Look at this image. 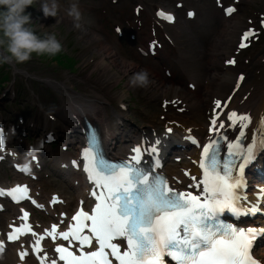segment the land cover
<instances>
[{"label":"snow or ice","instance_id":"1","mask_svg":"<svg viewBox=\"0 0 264 264\" xmlns=\"http://www.w3.org/2000/svg\"><path fill=\"white\" fill-rule=\"evenodd\" d=\"M235 11V8L229 7L226 14L231 15ZM157 15L169 22L174 21L171 14L160 11ZM261 23L264 26V20ZM255 36L253 30L246 31L239 47H248L246 41ZM228 63L234 64L235 61ZM239 79L243 80L244 77ZM222 106L219 100L215 101L217 109ZM228 119L242 127H246L249 120L247 116L235 112L229 113ZM211 123L215 130L217 119L214 118ZM261 143L264 144V140ZM233 147L238 148L239 145ZM3 148L4 135L0 131V151ZM132 151L134 155L129 161L110 163L99 153L95 138L89 141V147L82 153L86 161L84 170L88 173V179L98 189H103L101 193H92L100 202L93 209V214L80 210L72 216L76 224L67 231L57 232V226L53 225L50 231L46 230V235L53 239L79 241L81 247L91 246L94 240L99 247L96 251L76 255L67 247L57 246L55 251L59 254V260L65 264H112L108 259L111 255L119 264H164L163 257L167 255L176 264H260L251 249L253 240L264 233V229H238L219 220L220 214L226 210L237 216L259 211L255 205L242 210L239 205L241 197L237 193V189L243 186L239 173L243 171L244 162L251 159V148L243 154L242 162L235 166L238 175L233 176L232 166L229 163L221 164L217 159L214 140L202 147L199 163L202 179L195 186L206 193L203 199L192 192H175L168 187L166 180L154 173L150 177L148 171L137 167L141 162V148H133ZM155 151V148L151 149L152 153ZM229 155L235 156L236 152L230 151ZM73 164L76 162L73 161ZM20 170L29 171L27 165ZM192 179L196 180V177ZM4 195L12 197L17 203L21 199H30L27 186L21 185L9 190L0 188V196ZM58 202L54 197L52 203ZM27 218L28 213L24 212L21 219L27 221ZM85 228L90 235H82ZM25 232L36 235L31 225L25 224L23 228H15L8 239L18 240ZM117 237L126 238L127 251L121 253L120 248L112 243ZM43 238L37 237L34 252L43 251L40 248ZM27 254L22 252L20 258L23 260ZM38 259L41 264L47 260L39 255ZM50 264H56V260H51Z\"/></svg>","mask_w":264,"mask_h":264},{"label":"rangeland","instance_id":"2","mask_svg":"<svg viewBox=\"0 0 264 264\" xmlns=\"http://www.w3.org/2000/svg\"><path fill=\"white\" fill-rule=\"evenodd\" d=\"M65 1L66 0H64V2ZM79 1L83 3V11L81 12V16H83L82 27L80 29H76L72 26L67 31L65 29H59L58 21L55 17H53V19H55V23L53 22L52 28L50 24L41 26L43 17V12L40 10L41 0H36V3L26 9V12L31 15V23L29 26L31 27L33 24L31 28L38 27L34 30L37 35L43 36L45 33H55L57 39L61 42L62 47L64 46V53L62 52L55 56H51L53 61L48 57L41 56L39 59L32 60V63L21 64L25 68H20L19 65L17 67L26 71L29 75L36 76L37 78H49L57 81L63 80L62 82H65L64 84L66 86H70L73 90L78 92L89 91L91 89L95 90L97 95L100 93L105 101H107L108 104L105 105L107 118L112 124L115 122V117L110 111V107L120 110L119 103L123 102L127 103L128 106L125 110L120 111L126 113L133 122L139 126H144L145 129L149 128L150 125L161 128L162 122L168 117L172 119H174V117L182 118L181 120H183V125L187 126L188 122H186V119L191 116V113L184 111L177 114L176 107L178 106L169 109L167 112H163L160 108L159 100L161 99V96L159 94L163 93L164 97L169 98L175 91L173 89H169L164 92L162 89L160 90L156 87V85L160 82L175 86L170 82L169 78L164 76L162 69H170L173 71L176 66L179 65V62L182 59L179 56L180 49L177 46L175 48L166 45L164 37L159 33L158 38L162 42V48L158 51L157 55L153 58H148L142 57L138 54L137 48L139 46L146 47L147 41L151 36L150 24L152 20V0H148V4H143L144 9L140 12L139 18L144 22V25L141 30H139L137 39L134 42L132 40L125 39V36L117 37L113 31L114 24H122L123 21L127 20V13L131 16V7L124 5L120 11L113 12L110 8L111 4L108 0ZM229 1L230 0H226V2ZM124 2L125 0H119V3ZM259 12H264V0H256V6L251 4L250 0H243L242 7L239 8V12L237 14L229 18H224L222 11L219 8H216L214 3L211 1L207 4L204 13L199 17V19H197V22H202L203 20L209 18L210 15H212L214 21L220 25L225 24L228 20L236 21L237 27L234 29V34L232 35V40L230 41L228 48H226V54L224 56L226 57L228 54L232 53V44L237 36L238 27L243 23H247V17L253 18L255 14ZM58 17L59 15L56 18ZM67 24H69V22H67ZM54 26H57V30ZM97 37L102 39L98 40ZM106 39L112 41L113 57H104L103 63L97 65L96 62H98L97 60L101 61L102 55L100 56L95 53L96 51L93 47L96 46L101 49L104 48L106 46ZM192 41L193 42L191 43L189 51L193 53L196 49H199V43L196 39H192ZM261 41L262 37L255 43L254 48L249 52V65L252 67L249 65H242V58L239 59L236 65V71L241 68L246 70L247 82L259 81L263 79V66H261L259 62L253 63L254 60L257 61L258 55L264 53V40L263 42ZM93 50L95 52H93ZM109 50L111 51L112 48H108V51ZM66 54L76 60L74 62L75 67L73 74L69 73L68 70L67 72L64 70V68L69 67L66 65V61L64 60V56H66ZM121 56H123L124 59H127L125 64L117 63L119 67L117 64H114V62L111 64V59L119 61V57ZM137 59H140L141 62L137 61ZM129 62L132 64H128ZM105 64L108 65L105 66ZM256 68L258 70H255ZM140 69L148 71L151 83L146 88H132L128 85L129 77ZM234 74L235 72H229L227 80L229 83V89L233 81ZM11 75H13V77L18 76V83H13L12 86H9L8 82L4 83V86L0 89V98L9 93V89H12V91L19 96L15 97L13 100L11 98L5 99L2 103H0V111L4 115L9 116L7 120H14L16 115L20 114L35 125L36 132H41V127L47 128L55 126L57 129H62V120L60 118H63L64 112L60 110L61 93L57 89H54L50 84H47L40 79H34L26 76L23 73L14 72L13 69L10 71V76ZM22 77H25V80L21 82ZM167 81L170 83H167ZM175 87L179 88L178 90L176 89V93L179 91H181L180 93L185 92L183 86ZM26 88L29 92L33 93V106L30 103V94L25 91ZM229 89L221 96L224 97ZM124 90L127 91V94H125ZM203 91L204 89L202 87L201 91H197V93L199 96H202L204 100L206 96ZM166 93H168V95ZM119 94L125 95L117 98ZM62 95L64 96V94ZM206 108L207 105L204 104L202 111H205ZM70 110L65 112L68 117L71 116L73 112L77 111L76 107H71ZM48 112L53 114L55 121L47 117L49 114ZM161 113L165 115L164 119H160ZM204 125H202L203 128ZM114 128L115 126L111 127L113 130ZM132 131L134 132V129H132ZM68 149L69 150L64 152L61 149L60 144H58L54 146L52 150L56 154V157L61 159L64 158L66 154H71L73 152L72 147ZM12 176L13 173L8 170L5 164L0 165V180L3 178L9 179ZM72 190H74V188H72Z\"/></svg>","mask_w":264,"mask_h":264},{"label":"bare ground","instance_id":"3","mask_svg":"<svg viewBox=\"0 0 264 264\" xmlns=\"http://www.w3.org/2000/svg\"><path fill=\"white\" fill-rule=\"evenodd\" d=\"M235 27H236V22L230 20L228 23L225 24L224 27H222L219 30L220 38L218 40V44H222V45L219 46L218 48L226 49V47L228 45V41H229L230 37L232 36L233 30ZM100 39H102V38H100ZM108 48H111V44L109 41L106 42V46L102 49L98 48L96 46L94 47V50L96 51V53L102 55L101 61L97 60L98 61V62H96L97 65L103 63L104 57H107V58L113 57L112 50L111 51L109 50L110 51L109 52ZM214 51H215V54L212 56V61L208 62L207 65L209 67L212 66L214 69L216 67L218 68L221 65L223 67L224 66L223 63H220V65H219L217 62L218 58L220 57V54L217 52V48H215ZM121 57H123V56H121ZM262 57H264V55H262ZM113 62H114V64H117V63L125 64L126 63V61H124L123 59H120V58H119V61L116 59H111V64ZM128 64H132V63L129 62ZM106 65H108V64H105V66ZM117 66H118V64H117ZM232 69H233L232 67H228L229 71L230 70L233 71ZM119 72H120V70H119ZM227 77H228L227 75H220L219 77L214 78L210 82L207 81L206 84H203L202 87L206 92V96L210 97L209 103L207 104L209 108L211 107L212 97H215V96L219 97L225 91V89L227 87V80H226ZM62 81L63 80H61V82H59L56 85V88L61 92V108H60V110L64 112V113L62 112L63 118L65 119V122L69 124L68 127L72 128L73 123L74 122L77 123V121H76V119L72 120L70 117H68L66 115L65 112L70 110L71 107H76V109L79 111L78 114L84 113L87 118L93 120L98 125V127L99 126L101 127V129L103 131H105V129H107V127H110V128L114 127L116 125V119H119L121 121V123L124 125V127L127 129V131L124 132L122 137L127 139L129 137L134 136L138 132L137 129H134V132H133L132 129L130 128L131 125L127 124V122H131L130 117L126 113L120 112V111L114 109L113 107H111V108H112L113 113H114L115 122L112 124L110 122V120L107 119V116H106L107 110L105 107V105L107 103H105V101L102 100L100 93H98V95H97L96 91L92 90V89L89 91H83V93H80V92L76 93V92L72 91L71 87L66 86L64 84L65 82L63 83ZM156 87L160 90L162 89V91H164V92H166L169 89H173L175 91L173 94H179V95L181 94L180 93L181 91L176 93V88H174L173 86L165 85L164 82L158 83L156 85ZM164 87H166V88H164ZM223 87H225V88L221 89ZM232 87H233V84H232L231 88ZM199 88H200V84L198 87L196 86L194 88V92H192L191 90H188L186 93H183L180 96L184 99V101H189V108L187 111L189 113H191V116H190V118L188 117L189 119L187 120V122H188V126H193L190 129L193 133L196 134L195 137H202L203 136V134L200 132L202 125H204V124L206 125V122H205L206 116L209 119V116L211 115V112H209L210 114L208 113L205 115L202 111V106L204 105V103H203L202 99L199 98V96H198L197 89H199ZM231 88L229 89V91L231 90ZM247 90H250L249 95L247 96V98L243 102L239 103L241 96L244 93L243 91H247ZM62 94H64V96H66V97H64ZM166 94L168 95V93H166ZM124 95L125 94H119L117 98L123 97ZM234 97L236 99H238V101H235L236 104H238V106L243 108L244 110H251L256 115H258L261 111L264 112V82H256L254 84L242 85L240 90L235 94ZM66 101H68V102H66ZM72 105H75V106H72ZM171 119L172 118H167V120H171ZM141 127H144V126H141ZM243 128L245 129L247 134L250 133L248 125L246 127H243ZM192 145L194 147L195 143H193ZM110 150L112 153L116 154V153L124 151V148L122 146H115L114 148H111ZM173 156L177 157V159H172L173 162L176 163L177 161H180L181 163H184L185 165L188 164V163H186L187 162L186 161L187 153L183 154L181 152L175 151ZM51 192H53V191H50L49 193H51Z\"/></svg>","mask_w":264,"mask_h":264},{"label":"clouds","instance_id":"4","mask_svg":"<svg viewBox=\"0 0 264 264\" xmlns=\"http://www.w3.org/2000/svg\"><path fill=\"white\" fill-rule=\"evenodd\" d=\"M34 3L36 0H0V33L4 37L0 40V45L6 41L5 51L0 52V62L23 64L31 60L33 53L37 56L51 57L62 51V44L55 33L39 36L29 26L31 15L26 9ZM59 9L58 0L40 2V10L45 17L56 18ZM68 15L73 19L74 27L80 29L81 13L77 4L71 5ZM150 83L149 73L144 69L134 72L129 77V86L132 88H146Z\"/></svg>","mask_w":264,"mask_h":264},{"label":"trees","instance_id":"5","mask_svg":"<svg viewBox=\"0 0 264 264\" xmlns=\"http://www.w3.org/2000/svg\"><path fill=\"white\" fill-rule=\"evenodd\" d=\"M69 57V56H68ZM70 58V57H69Z\"/></svg>","mask_w":264,"mask_h":264}]
</instances>
